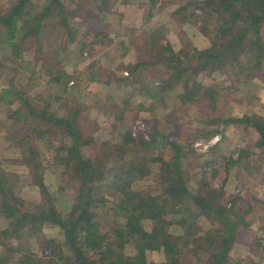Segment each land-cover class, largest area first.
I'll use <instances>...</instances> for the list:
<instances>
[{
  "label": "trees",
  "instance_id": "1",
  "mask_svg": "<svg viewBox=\"0 0 264 264\" xmlns=\"http://www.w3.org/2000/svg\"><path fill=\"white\" fill-rule=\"evenodd\" d=\"M69 1L50 0L42 6L35 0H10L9 8L0 10V56L3 53L0 58V112L6 113L5 120L0 123V136L20 150L17 166L26 167L25 176L31 181V188H38L42 195L35 204L21 199L22 175L8 171L5 161L0 160V217L8 225L0 230V247L6 249V256L0 254V264H10L12 259H18L16 264H150L148 253L153 254L154 261L163 253L165 261L161 264H185L186 260L191 264H233L232 246L241 227H250L245 217L253 208L239 213V198H234L228 207L222 203L223 193L211 189L208 183L203 184V191L187 185L180 168V145L155 130L149 141L137 143L129 134L123 137L120 145L103 144L104 152L99 151L96 158L88 156V147L95 145V140L88 132L83 112L76 109L61 117L50 113L56 99L63 101L68 110L67 98L72 94L66 92L61 98L52 94L43 99L39 92L33 97L32 87L38 84L23 83L27 77L30 81L35 80V76L41 78L40 73H45L46 68L51 73L46 86L52 90H60L61 82L67 79L58 57L66 50L64 45L56 48L52 59L48 60L54 65H46L47 52L42 49L39 50L43 57L40 64L39 58L30 59L27 55L31 51L28 46L40 42L37 38H44V29L49 28L46 23L52 18H60L70 38L68 46L77 44L82 54L93 51L94 43L89 45L84 40H75L71 21L77 17L81 6L71 12ZM118 1L114 2L116 6ZM122 1L127 4L130 0ZM152 1L143 15L146 21L151 19L155 0ZM104 7L103 11L112 10ZM190 7H180L174 13L176 21L181 25L195 24L211 42V48L175 52L170 45L164 48L160 44L164 40L160 28L145 31L149 38L144 45L147 50L154 52L160 47L164 53L154 58L155 62H139L135 67H127L130 73L156 63L172 71L170 78L188 88L192 77L183 69L188 60L198 63L188 66L192 71L207 69L213 73L241 68L252 72L263 68L264 0H205L197 10L188 13ZM107 17L102 16L100 22L108 20ZM53 26L56 28L57 24ZM97 78L93 73L90 81L97 82ZM164 84L159 92L170 88L172 82ZM185 91L184 97L188 98V91ZM149 95L152 99L156 97L150 91ZM38 99L43 100L42 105L35 104ZM236 122L256 129L259 140L255 147L264 153V120L244 118ZM169 145L177 153L172 164L161 161L167 168L162 192L153 196L135 189V182L150 174L149 162L159 159L151 160L147 154ZM246 151L248 156H254ZM248 156L243 152L239 159ZM257 157L262 167L264 156L258 154ZM48 172L57 175L61 193L69 184L73 185L70 189L74 194L67 199V213L54 204L53 194L45 182ZM201 218H205L210 227L203 225ZM46 225L57 226L62 240L46 238L43 234ZM146 225H151V231H147ZM32 243L42 246L41 255L30 249ZM131 248L134 253H129Z\"/></svg>",
  "mask_w": 264,
  "mask_h": 264
},
{
  "label": "rangeland",
  "instance_id": "2",
  "mask_svg": "<svg viewBox=\"0 0 264 264\" xmlns=\"http://www.w3.org/2000/svg\"><path fill=\"white\" fill-rule=\"evenodd\" d=\"M49 1L35 0L42 6H46ZM105 1L104 4L101 0H70L68 3L71 12L81 6L79 12L75 11L77 17L71 21L72 28L75 29V40H78L77 42L84 40L89 45L94 43L93 51H85L82 54L77 44L68 46L66 43L70 40L69 35L66 34V29L60 24L58 17L46 23L49 28L44 29V38L32 37L40 42L28 46L31 51L27 55H30V59L34 56L39 58L38 64L43 60L39 50L47 52V56L44 57L47 58L46 65L50 66L54 63L48 60L52 59L56 48L58 50L59 46L64 45L66 50L61 51L58 56L61 62L59 66L65 67L67 74V79L61 82L62 88L55 91L46 86V81L50 80L51 75L48 68L45 69V73L44 71L40 73L41 78L35 76V80L30 81V77H27L23 83L38 84L37 87H32L33 97L39 92L40 98L43 99L52 94L58 95L59 98L64 97L66 92L72 94L67 98L68 110L63 101L56 99L53 100L50 113L61 117L76 109L83 112L88 132L96 145L91 144L88 147V156L96 158L99 151L104 152L103 144L120 145L123 143V137L129 134L138 143L149 141L155 130L165 133L170 141L180 145L182 150L179 152L180 168L187 185L203 191V184L208 183L211 189L223 193L222 203L228 207L234 198H239L237 202L239 213L243 214L250 207L253 208L245 217L250 227L248 229L241 227L238 231L231 257L233 264H264V165L261 167V161H257V155L260 154L262 157L264 153L255 147L259 140L256 129L236 122L237 119L244 118L264 120V65L263 68L252 72L241 68L230 70L226 68L211 73V70L207 69L188 70V66L198 64L195 60H188L183 67L187 70V76L192 77L188 88L184 83H176L170 78L172 71L156 63L130 73L127 67H135L139 62H155L154 58H160L164 53L160 47L154 52L147 50L148 47L144 45L149 38L145 31L160 28L164 35V40L160 44L164 48L170 45L175 52L184 49L189 52L193 49L205 51L211 48V42L195 24L181 25L174 16L180 7L187 5L191 6L188 13H192L205 0H155L150 19L153 23L149 27L146 20L142 21L141 25L140 22L139 25L119 22L122 13H118L120 12L118 9L116 13V8L122 0L118 1L117 6L115 0ZM152 2L142 0L130 6L127 13L137 11L138 7L145 13ZM127 4H130V1ZM10 5V0H3V3H0V10L6 11ZM98 6L101 7L102 13ZM104 6L111 7L112 10L103 11ZM102 16L110 18L107 17L108 20L102 23L100 22ZM55 24L56 28L53 26ZM262 38L264 40V27ZM2 56L3 53L0 58ZM93 73L98 76L97 82L90 81ZM164 82H172V85L167 90L159 92L165 85ZM142 87L144 90H141ZM185 89L188 91V98L184 97L187 94ZM149 91L156 97L152 99ZM35 104L42 105L43 100L38 99ZM5 114L0 112V123L5 120ZM246 150L254 156H248ZM19 151L0 136V160L5 161L8 171L22 175L23 190L19 195L24 201L35 204L34 202L41 200L42 195L38 188H31V181L25 176L26 167L17 166L16 159H20ZM243 152L248 157L240 160ZM176 153L177 150L170 145L163 146L161 151L149 152L148 158L159 159L149 162L150 174L143 180L135 182L134 188L153 196L159 195L167 176V168L161 161H170L172 164ZM260 168L262 169L259 170ZM56 178L57 175L48 172L45 175V182L53 194L55 206L67 213L69 203L67 199L74 194L70 189L73 185L69 184L67 190L61 193L58 191L61 184ZM200 221L210 227L205 218H201ZM7 226V222L0 217V230H5ZM146 229L151 231V225H146ZM43 234L49 239L63 238L57 226L46 225ZM30 249L40 255L43 252L42 246L35 243L31 244ZM129 253H134V250L129 249ZM0 254L6 256V249L0 247ZM164 256L163 253L158 255L157 262L154 261L153 254L148 253V260L150 264H161L165 261ZM17 261L12 259L10 264H16ZM184 263L191 264L190 260Z\"/></svg>",
  "mask_w": 264,
  "mask_h": 264
},
{
  "label": "crops",
  "instance_id": "3",
  "mask_svg": "<svg viewBox=\"0 0 264 264\" xmlns=\"http://www.w3.org/2000/svg\"><path fill=\"white\" fill-rule=\"evenodd\" d=\"M141 1L142 0H130V4L120 3L118 5V7L116 8V13H117V9H118V11H120L118 13H122L121 14V21H119V22H122L123 24L124 23L125 24L126 23H136L138 25L140 22V25H141L142 21H144V19H143L144 12L140 7L137 8L138 9L137 11L133 10V11H130L129 13H127V11H129L130 6H134L136 3L141 2ZM147 23L149 24L148 25V27H149L153 23V20L152 21L149 20Z\"/></svg>",
  "mask_w": 264,
  "mask_h": 264
},
{
  "label": "built area",
  "instance_id": "4",
  "mask_svg": "<svg viewBox=\"0 0 264 264\" xmlns=\"http://www.w3.org/2000/svg\"><path fill=\"white\" fill-rule=\"evenodd\" d=\"M217 140H218V138H217ZM219 140H220V139H219ZM219 140H218V141H219Z\"/></svg>",
  "mask_w": 264,
  "mask_h": 264
}]
</instances>
